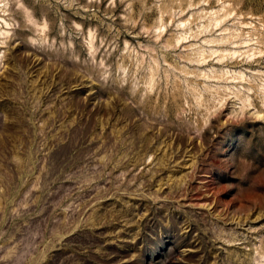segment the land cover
Wrapping results in <instances>:
<instances>
[{"label":"rangeland","instance_id":"374dc122","mask_svg":"<svg viewBox=\"0 0 264 264\" xmlns=\"http://www.w3.org/2000/svg\"><path fill=\"white\" fill-rule=\"evenodd\" d=\"M0 264H264V0H0Z\"/></svg>","mask_w":264,"mask_h":264},{"label":"bare ground","instance_id":"6f19581e","mask_svg":"<svg viewBox=\"0 0 264 264\" xmlns=\"http://www.w3.org/2000/svg\"><path fill=\"white\" fill-rule=\"evenodd\" d=\"M9 61V60H8ZM5 65V64H4ZM183 251V250H182ZM188 252V250H184L183 253L186 255V253ZM182 253V252H181ZM183 255V256H185Z\"/></svg>","mask_w":264,"mask_h":264}]
</instances>
